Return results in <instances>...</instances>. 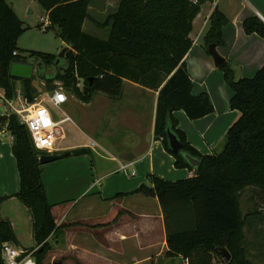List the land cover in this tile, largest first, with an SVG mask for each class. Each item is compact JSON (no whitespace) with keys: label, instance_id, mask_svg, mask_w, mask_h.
I'll list each match as a JSON object with an SVG mask.
<instances>
[{"label":"trees","instance_id":"trees-1","mask_svg":"<svg viewBox=\"0 0 264 264\" xmlns=\"http://www.w3.org/2000/svg\"><path fill=\"white\" fill-rule=\"evenodd\" d=\"M36 1L48 13L51 27L57 25L60 36L70 46L62 60V77L71 79L70 87L79 99L88 102L91 92L118 99L125 80L159 90L154 137L173 155L176 168L194 171L193 176L176 181L149 175L152 186L141 184L133 191L157 196L164 214L167 256L182 255L189 264H225L217 248L227 247L232 255L227 264H256L244 245L246 217L239 196L250 187L264 195V65L250 78H236L228 61L219 67L233 90L231 108L239 112L228 129L222 152L200 153L178 127L175 115V111L183 109L194 120L214 111L207 93L193 94L186 61L193 46L190 33L194 20L202 6L214 0H120L104 23L109 29L106 39L84 30L90 0ZM227 23L226 15L216 9L205 37L208 46L222 43ZM243 28L247 34L257 33L264 38V21L257 15L247 17ZM23 31L13 7L7 0H0V87L12 98L15 82L22 81L23 95L34 102L36 88L31 79L12 77L11 64L36 58L50 67L55 65L57 56L34 51L24 54L16 44ZM16 50L19 53L14 55ZM55 74L45 77L49 84L58 77L52 76ZM78 80L84 81L82 87ZM4 126L14 137L12 152L20 178V189L12 196L29 207L34 239L44 243L51 235L60 233L54 205L48 200L43 182L40 157L48 153L35 147L29 129L17 114H1L0 132ZM169 130L181 141L182 151L172 152ZM183 152L201 160L198 170L189 164ZM8 197L0 198V203ZM6 242L17 244L18 240L11 222L0 216V245ZM34 256L38 264H44L43 251H36Z\"/></svg>","mask_w":264,"mask_h":264},{"label":"crops","instance_id":"crops-1","mask_svg":"<svg viewBox=\"0 0 264 264\" xmlns=\"http://www.w3.org/2000/svg\"><path fill=\"white\" fill-rule=\"evenodd\" d=\"M216 9L228 18L218 50L233 68L235 77H253L264 65V38L257 33L247 34L243 28V21L249 16L257 15L264 21V0L207 1L194 20L193 30L190 33L193 46L186 61L193 82V94L207 93L213 103L214 111L194 120L190 119L183 109L175 111V115L178 127L185 132L191 145L200 153L209 155L222 152L226 144L228 129L239 117V112L233 110L230 105L233 90L226 83L223 71L215 66L205 40L210 28V18ZM46 15L48 16L47 12ZM65 45L68 44L65 43ZM127 81L131 82L124 81L122 96L118 99H111L97 92L94 96L98 103L100 102L98 98L116 102L111 109L100 112L105 117L104 119L112 123L113 127L122 122L123 128L116 130L113 135L116 138L115 148L107 147L105 140L102 137L92 136L90 130L86 132L85 136L96 145L103 147L107 153L99 154L96 163L85 155L87 162L91 161V164L86 163L84 159L87 172L86 168L84 173L80 167L73 169L67 181L64 182V188H58L60 193H64L63 198H59L57 193V198H54L50 194L51 190L45 185L48 200L54 205L53 212L54 209L62 206L67 208L65 211L67 218L78 220L87 227L94 228L95 232L90 230L92 236L89 234L88 236L96 242V252L108 259L105 264H119L117 258L127 254L126 244L129 247L128 255L137 259V262H132V264H166L170 257L176 259V264H189V260L182 255L167 256L169 248L163 210L157 196L133 193L141 184L152 186L146 177L147 172L141 170L137 176L134 168L143 156L146 154L147 157L150 156L151 153L145 152V149L151 147L154 142L158 144L157 148L161 154L171 157V166L180 174L178 180L193 176L194 171L189 168H176L173 155L165 150L161 140L154 137L159 90H155V95L149 96L143 90L149 92L150 88L131 82L134 86H140V89H134L133 93L126 92L124 84ZM65 91L69 101V92ZM76 101L79 102L77 99ZM123 103L129 104L124 106ZM63 106L61 110L65 112L66 119L62 123L71 121L74 116L69 112L68 107L63 108ZM48 107L54 117L58 118L57 109L59 108L51 103H48ZM136 108H141L142 111L149 108L150 124L147 132L142 130L144 124L138 110L134 111ZM125 110H129V114H132L127 128H125V122L123 124V117H119L120 114L124 115ZM108 114H111L110 117ZM65 136L63 132V137ZM12 142L13 140L8 136L0 133V198L10 196L0 203V216L11 222L18 240L15 245L25 249L34 241L33 229L28 240H22L17 234V227L21 226L16 218L19 215H15V211H23L26 217L28 215L29 222L32 214L21 200L12 196L20 189V178L17 162L12 152ZM117 145L121 149H116ZM150 169L156 171L154 164H151ZM52 191L56 190L53 188ZM243 216L246 217L244 214ZM246 221L247 217L245 218L244 235ZM31 223L33 225V219Z\"/></svg>","mask_w":264,"mask_h":264},{"label":"rangeland","instance_id":"rangeland-1","mask_svg":"<svg viewBox=\"0 0 264 264\" xmlns=\"http://www.w3.org/2000/svg\"><path fill=\"white\" fill-rule=\"evenodd\" d=\"M7 2L13 7L24 27V31L17 38V47L24 54H29L34 51L51 53L58 56L66 47L65 41L60 36L61 30L57 25L49 27L47 31H42L40 29L38 26L40 24V19L41 17H46V12L38 1L7 0ZM119 2L120 0H90L89 12L84 23V30L97 37L104 39L108 38L109 29L107 26H104V23L108 16L116 11ZM64 73L65 71L59 68L56 71V74L52 75L53 77H58L52 80L50 84L45 78L39 76L37 70L31 79L32 86L36 88V92L34 93L36 98L34 99V102L42 99L47 92L52 90V87L54 89L59 88L69 92L70 100L64 104L63 108L68 107L70 109L69 112L72 115L74 114V116L71 121L61 124V128L66 136L59 140V150L56 154L64 153L66 151L72 152L74 150L85 152L77 155L73 154L66 158L42 164L44 185L51 190L50 194H52L54 198H57V196L63 198L64 193H60L58 188H64V182L67 181V177L70 176L75 167H80L82 173H84L86 168L87 172V167L84 166V159H86L85 155H88V157L92 158L94 160L93 162L96 163L99 154L107 153L103 147L96 145L92 140L88 139L85 136L86 132H89L90 130L92 136L102 137L105 140L107 147L114 149L116 138H114L113 135L116 130L123 128L121 119V123L116 124V126L113 127L112 123L104 119L105 117L100 113L101 111L111 109L116 103L115 101L98 98V101H100L98 103L97 99L96 101L94 99L96 92L90 93V100L88 102L79 99L70 87L71 79L62 77ZM83 85L84 81L78 80V86L82 87ZM124 85L126 92L133 93L134 89H140V86H134V84L128 81ZM23 86L22 81L18 80L15 82V93L12 98H8L5 91L0 87V93H2L4 97L3 99L0 98V115L17 114L15 109L28 108V104H32V102L27 101L28 99L23 95ZM143 92L150 96L155 95L156 91L155 89H151L149 92H146V90H143ZM76 99L79 100V102L76 101ZM8 100L14 101L13 104L8 103ZM128 104L123 103L124 106ZM83 109H86L88 112ZM137 110L140 113V117L144 124L142 130L143 132H147L150 124L149 108L145 111H142L141 108H136L134 111L137 112ZM64 113L63 110L57 109L58 118L55 117L56 120L65 117ZM110 115L108 114V117H110ZM130 116L132 117V114H129V110H125L124 115L122 116L120 114L119 116L120 118L123 117V124L125 122L126 125L125 128H127V124L130 122ZM18 118L20 119V122L23 123L20 115H18ZM3 130H6V126L3 127ZM6 133V136L10 134L8 130H6ZM157 146L158 144L153 142L151 147H146L145 152L151 154L148 157L146 154L141 158L139 164L134 168L135 175L138 176L139 171L145 170L147 172V178L149 175H155L166 180H178L177 178L180 174H178L179 172L171 166V157L161 154ZM64 147H68V149H64ZM116 149H121V147L117 145ZM116 154L117 153L115 152V155ZM86 163L91 164V161L88 160L87 162L86 159ZM151 164H154L156 171L150 169ZM53 188L56 190L55 192L52 191ZM239 199L242 205V212L247 217L244 245L248 257L256 264H264V195L258 193L255 188L250 187L240 193ZM66 210L67 208L62 206L54 209L55 222L60 227L59 234L51 235L46 242L40 244L33 239L34 241L31 245L25 247V249L33 254L36 251H43L44 264H52L56 259L63 260L64 264H105L108 259L103 258V255H99L96 252L95 248L97 244L93 241L94 239L88 236V234L92 236L89 231L91 230V232H95L94 228L87 227L86 224L78 220L67 218L65 216ZM29 211L31 212L30 209ZM16 214L19 215V217L16 218L19 221V226H21L17 227V234L22 240L27 241L33 229L31 223L33 216H31L29 222L27 218L28 215L26 217V214H24L23 211L17 210L15 211V215ZM20 229L22 230L21 232ZM125 248L127 254L117 258L119 264L136 263L137 259L131 258L128 255L129 247L127 244L125 245Z\"/></svg>","mask_w":264,"mask_h":264},{"label":"built area","instance_id":"built-area-1","mask_svg":"<svg viewBox=\"0 0 264 264\" xmlns=\"http://www.w3.org/2000/svg\"><path fill=\"white\" fill-rule=\"evenodd\" d=\"M51 25L49 15H46V17H41L38 26L42 31H47ZM18 53L19 51H14V55ZM0 95V98L3 99V94L0 93ZM67 101L66 91L56 88L47 92L42 99L28 104V108L15 109L17 115L21 116L23 123L29 129L35 147L40 151L47 152L48 155L56 154L58 151L59 140L63 138L61 124L66 119L64 113L65 117L56 120L48 107V103L61 109ZM13 102L8 100L10 104ZM0 133L3 136L7 134L6 130H2ZM8 136L13 140L14 137L11 133ZM0 260L1 264H38L33 253L10 242L0 245Z\"/></svg>","mask_w":264,"mask_h":264},{"label":"water","instance_id":"water-1","mask_svg":"<svg viewBox=\"0 0 264 264\" xmlns=\"http://www.w3.org/2000/svg\"><path fill=\"white\" fill-rule=\"evenodd\" d=\"M70 49V46L67 45L61 53L57 56L55 60V66L59 65L62 60H64L66 52ZM209 54L211 55L215 66L220 67L226 62V58L219 52L218 45L216 43H211L208 47ZM44 64L41 61H38L36 58L28 59L25 62L22 61H16L11 64L10 67V75L17 79H32L35 71L41 67H43ZM93 78H90V82L92 83ZM88 87H84V91H87ZM168 139H169V145L173 153H178L182 151V143L178 139V137L172 133L170 130L168 131ZM73 153L71 151H66L64 153L60 154H50V155H43L40 157L41 164H45L48 162L56 161L62 158H66L71 156ZM183 156L186 158V160L189 162V164L195 169L198 170L201 166V160L197 157H194L190 155L189 153L183 152ZM223 258L224 263L227 264L231 260V253L228 250L227 247H218L217 248ZM52 264H64L63 260H54ZM166 264H176V259L174 257H170L167 259Z\"/></svg>","mask_w":264,"mask_h":264},{"label":"flooded vegetation","instance_id":"flooded-vegetation-1","mask_svg":"<svg viewBox=\"0 0 264 264\" xmlns=\"http://www.w3.org/2000/svg\"><path fill=\"white\" fill-rule=\"evenodd\" d=\"M63 65H64V62L61 61V63L57 66L53 65V66L48 67L44 65L43 67L37 69V71L40 77L45 78V77L50 76L51 74H55L56 71L59 68H61Z\"/></svg>","mask_w":264,"mask_h":264}]
</instances>
